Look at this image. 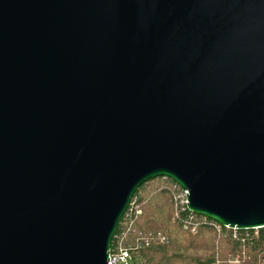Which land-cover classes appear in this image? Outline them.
<instances>
[{
    "label": "water",
    "instance_id": "95a60500",
    "mask_svg": "<svg viewBox=\"0 0 264 264\" xmlns=\"http://www.w3.org/2000/svg\"><path fill=\"white\" fill-rule=\"evenodd\" d=\"M157 177L264 227V0H0V264H107Z\"/></svg>",
    "mask_w": 264,
    "mask_h": 264
},
{
    "label": "trees",
    "instance_id": "16d2710c",
    "mask_svg": "<svg viewBox=\"0 0 264 264\" xmlns=\"http://www.w3.org/2000/svg\"><path fill=\"white\" fill-rule=\"evenodd\" d=\"M173 180L157 177L142 184L120 219L112 242L140 247L135 252L140 264H264V227L239 230L220 226L207 217L180 211L173 201ZM136 210L140 213L137 214ZM164 238V240H161Z\"/></svg>",
    "mask_w": 264,
    "mask_h": 264
},
{
    "label": "built area",
    "instance_id": "2783aa9c",
    "mask_svg": "<svg viewBox=\"0 0 264 264\" xmlns=\"http://www.w3.org/2000/svg\"><path fill=\"white\" fill-rule=\"evenodd\" d=\"M167 178V177H164ZM172 188L174 190L173 193V201L175 205V209L177 210V213L182 211H189L188 209V191L184 188H182L179 184L173 181ZM130 210L135 209V205L133 201H130ZM129 207V206H128ZM190 212V211H189ZM136 213L139 214L140 211L136 210ZM192 213V212H191ZM217 229H220V224L216 223ZM226 227V226H225ZM229 228V227H226ZM235 233L236 228H230ZM257 229H254L255 233ZM114 237V236H113ZM161 240H164V238H161ZM140 247V243L137 240L135 244H127L125 243V238L121 237L114 242H111L108 255H107V264H140L138 262V258L135 256V252ZM233 263L238 262V255L234 257L232 260Z\"/></svg>",
    "mask_w": 264,
    "mask_h": 264
},
{
    "label": "rangeland",
    "instance_id": "374dc122",
    "mask_svg": "<svg viewBox=\"0 0 264 264\" xmlns=\"http://www.w3.org/2000/svg\"><path fill=\"white\" fill-rule=\"evenodd\" d=\"M234 264H240L239 262H236V263H234Z\"/></svg>",
    "mask_w": 264,
    "mask_h": 264
}]
</instances>
